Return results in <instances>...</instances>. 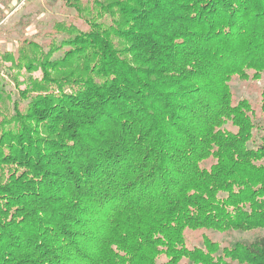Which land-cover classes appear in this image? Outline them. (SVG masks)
Returning <instances> with one entry per match:
<instances>
[{
  "label": "trees",
  "instance_id": "1",
  "mask_svg": "<svg viewBox=\"0 0 264 264\" xmlns=\"http://www.w3.org/2000/svg\"><path fill=\"white\" fill-rule=\"evenodd\" d=\"M66 1L89 27L19 50L43 91L0 133V264H264V125L229 86L264 72V0Z\"/></svg>",
  "mask_w": 264,
  "mask_h": 264
},
{
  "label": "rangeland",
  "instance_id": "2",
  "mask_svg": "<svg viewBox=\"0 0 264 264\" xmlns=\"http://www.w3.org/2000/svg\"><path fill=\"white\" fill-rule=\"evenodd\" d=\"M78 12V9L69 5L66 0H0V133L4 130L15 131L19 116L22 117L28 112L31 92L37 95L43 91L42 86H35L43 77L41 65L36 64L30 70L27 66L19 67L17 64L19 50L25 42H37L45 52L61 44L63 46H58L53 55L60 56L67 46L62 44L67 35L63 33L60 25L73 24L84 30L89 27L87 21L81 17L85 14L80 15ZM10 55L13 58L7 59L6 56ZM252 74L253 72L246 79L233 77L229 86L234 103L248 100L254 111V120L262 126L264 125V112L261 107L264 72L258 78L252 77ZM226 127L233 131L237 130V127L230 122ZM255 135L254 144H257L260 140L257 138L259 132L255 131ZM3 148H7L6 145ZM6 173L7 169H0V175ZM0 179L7 178L2 176ZM208 233L223 247L237 240H251L260 231ZM191 236L194 244H200L202 241L200 232L192 233ZM164 258L162 256V259ZM225 258L229 264H247L240 259L233 261L229 256Z\"/></svg>",
  "mask_w": 264,
  "mask_h": 264
}]
</instances>
